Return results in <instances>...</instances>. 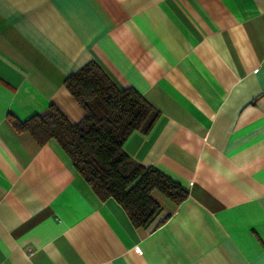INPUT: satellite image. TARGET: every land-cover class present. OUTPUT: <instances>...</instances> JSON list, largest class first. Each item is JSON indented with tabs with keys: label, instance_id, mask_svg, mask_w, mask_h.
Here are the masks:
<instances>
[{
	"label": "crops",
	"instance_id": "1",
	"mask_svg": "<svg viewBox=\"0 0 264 264\" xmlns=\"http://www.w3.org/2000/svg\"><path fill=\"white\" fill-rule=\"evenodd\" d=\"M90 61L159 112L125 153L188 191L148 227L17 127L81 120ZM0 264H264V0H0Z\"/></svg>",
	"mask_w": 264,
	"mask_h": 264
},
{
	"label": "trees",
	"instance_id": "2",
	"mask_svg": "<svg viewBox=\"0 0 264 264\" xmlns=\"http://www.w3.org/2000/svg\"><path fill=\"white\" fill-rule=\"evenodd\" d=\"M65 86L84 110V116L70 123L54 106L17 127L43 144L55 139L100 199L114 198L135 227H148L161 207L151 196L161 192L175 204L188 191L155 167H145L123 150L134 131L147 134L159 112L132 87L118 88L103 69L90 61L70 73ZM167 216L159 221L163 223Z\"/></svg>",
	"mask_w": 264,
	"mask_h": 264
},
{
	"label": "built area",
	"instance_id": "3",
	"mask_svg": "<svg viewBox=\"0 0 264 264\" xmlns=\"http://www.w3.org/2000/svg\"><path fill=\"white\" fill-rule=\"evenodd\" d=\"M26 253H27V256H30L33 253V250L31 248H28Z\"/></svg>",
	"mask_w": 264,
	"mask_h": 264
}]
</instances>
